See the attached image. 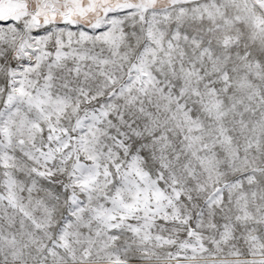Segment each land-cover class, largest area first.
<instances>
[{"label":"snow or ice","instance_id":"snow-or-ice-1","mask_svg":"<svg viewBox=\"0 0 264 264\" xmlns=\"http://www.w3.org/2000/svg\"><path fill=\"white\" fill-rule=\"evenodd\" d=\"M0 264H264V0H0Z\"/></svg>","mask_w":264,"mask_h":264}]
</instances>
